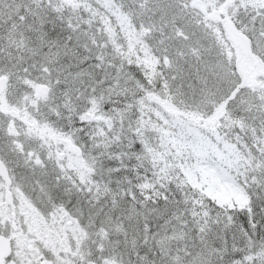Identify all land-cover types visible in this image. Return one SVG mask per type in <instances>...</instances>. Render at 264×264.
<instances>
[{"label":"snow or ice","instance_id":"obj_1","mask_svg":"<svg viewBox=\"0 0 264 264\" xmlns=\"http://www.w3.org/2000/svg\"><path fill=\"white\" fill-rule=\"evenodd\" d=\"M0 264H264V0H0Z\"/></svg>","mask_w":264,"mask_h":264}]
</instances>
